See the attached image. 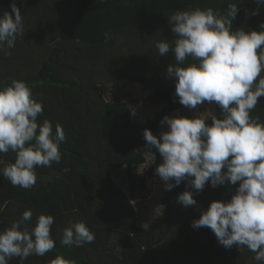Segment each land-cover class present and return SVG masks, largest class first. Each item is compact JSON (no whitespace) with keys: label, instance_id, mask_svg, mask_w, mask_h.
<instances>
[{"label":"trees","instance_id":"obj_1","mask_svg":"<svg viewBox=\"0 0 264 264\" xmlns=\"http://www.w3.org/2000/svg\"><path fill=\"white\" fill-rule=\"evenodd\" d=\"M13 2L22 12L24 35H18L14 48L5 44L0 51V82H27L43 104L38 122L50 120L54 132L56 124L62 125L67 140L60 145L61 162L38 168L31 189L13 186L3 176L16 153H0V233L28 210L33 212L25 222L30 229L41 214L54 217L55 249L43 257H13L9 264H49L61 254L77 264H246L240 256L251 251L247 247L225 250L210 228L193 226L213 201L229 202L239 182L213 187L209 181L198 191L190 184L193 178L182 181L165 189L162 213L142 225L138 216L144 207L133 201L145 197L162 158L153 147L156 159L146 172H136L150 160L135 150L146 149L145 129L161 137L164 117L185 108L176 95V80L167 74L176 64L174 51L160 56L156 47L161 41L174 47L171 15L208 7L224 14L237 3L233 30L262 31L264 0H0V16L11 12ZM124 81L151 91V102L161 106L153 117L137 122L128 100L105 97L108 85ZM214 109L222 118L219 105L214 103ZM252 115L264 122V96ZM212 122L211 117L206 121ZM124 167L131 195L111 175V168ZM185 191L193 193L196 205L179 202ZM76 222L86 223L94 242L62 245L63 229ZM115 237L122 240L119 250Z\"/></svg>","mask_w":264,"mask_h":264},{"label":"clouds","instance_id":"obj_2","mask_svg":"<svg viewBox=\"0 0 264 264\" xmlns=\"http://www.w3.org/2000/svg\"><path fill=\"white\" fill-rule=\"evenodd\" d=\"M11 9L0 16V51L5 44L8 49L14 48L18 35H24L21 9L15 2ZM238 12L237 3H232L224 14L208 7L171 15L169 23L177 36L174 47L167 41L158 42L156 47L160 56L174 51L176 64L168 67L167 74L176 80L179 102L189 109L205 102L216 103L222 109V118L213 115L209 125L205 116H165L162 124L166 123L169 130L157 137L145 129L146 149L135 151L154 161L151 149H158L162 163L156 172L166 182V190L189 178H193L190 184L198 191L209 181L213 187L239 182L229 202L213 201L193 226L210 228L225 248L247 247L256 253V261H262L264 122L252 113L264 96V30H233ZM43 113L42 102L37 101L27 82H0V153H16L15 162L5 166L2 174L13 186L33 188L38 168H50L62 160L60 145L67 140L65 130L56 124L54 132L47 119L40 124ZM178 199L185 207L197 204L190 191ZM32 217V210H28L0 233V264H9L13 257H43L55 249L51 234L54 217L41 214L30 229L25 222ZM94 240L86 223L76 222L63 229L61 243L80 247ZM49 264L77 262L61 254Z\"/></svg>","mask_w":264,"mask_h":264},{"label":"rangeland","instance_id":"obj_3","mask_svg":"<svg viewBox=\"0 0 264 264\" xmlns=\"http://www.w3.org/2000/svg\"><path fill=\"white\" fill-rule=\"evenodd\" d=\"M103 94L107 99L115 96L117 98L128 100L130 102V105L133 107L134 118L135 121L137 122L147 121L149 118L153 117L154 114L161 108V106L154 105L151 102L150 100L151 91L145 89L143 85L140 83H129L128 81H124L118 87L116 85H108V88H106L103 91ZM214 114H215L214 103L212 104L205 103L197 109H189L185 107L181 110H177L170 117L187 116L189 118H194L197 115H200V116H205L209 119ZM168 130L169 127L165 123L162 128V133ZM151 163L152 160L138 167V169H136L135 171L146 172L147 169L150 167ZM111 175L113 179L116 181V183H118L128 195H131L128 186L127 168L125 167L121 169L111 168ZM165 189H166V182L163 181L160 178V176L157 174V176L149 178V189L147 192L144 193L145 197L134 199L133 202H135L136 204L140 203L144 207L142 210L141 209L139 210V216H138L140 223L142 225L148 224L162 213L163 207L161 200ZM113 243H114V247L117 250H119L122 240L115 237ZM224 249L228 251L238 250L241 252L240 248L234 246L231 249H227L225 247ZM240 260H244L246 264H253L255 260L253 252L249 251L248 254H246L245 256L243 257L240 256Z\"/></svg>","mask_w":264,"mask_h":264}]
</instances>
